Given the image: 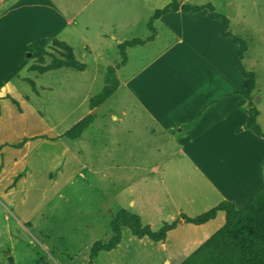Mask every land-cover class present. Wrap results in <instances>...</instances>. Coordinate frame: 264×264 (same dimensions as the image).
<instances>
[{
	"label": "crops",
	"instance_id": "0c3cea01",
	"mask_svg": "<svg viewBox=\"0 0 264 264\" xmlns=\"http://www.w3.org/2000/svg\"><path fill=\"white\" fill-rule=\"evenodd\" d=\"M180 1L191 4V0ZM168 2L86 0L62 16L63 31L62 27H52L41 34L43 40L65 41L76 58L79 53L93 64H101L105 72L107 66H116L120 85L99 104H108L107 109L101 116L93 111L92 119L101 117L106 126L103 176L126 177L114 193H109L111 201L105 206L108 227L120 208L138 214L143 224L158 230L164 221L171 222L180 213L195 216L222 200L240 208L262 189L251 170L255 158L262 164L264 143H259L256 151L246 142L249 135H242L247 128L248 100L208 59L217 58L219 51L206 47L212 35L207 27H201L195 13L169 11L154 19L153 39L127 46L126 62L117 67L122 59L117 44L151 36L148 19ZM51 10L58 14L53 6ZM196 13H201L202 19L210 17L207 9ZM213 28L215 36H227L220 28L210 27L211 31ZM194 66H199V71H191ZM119 131L123 136L128 132L129 139L141 147L144 144L142 150L129 152L135 162H122L126 155L116 157L118 162L108 161L115 154V144L125 139L117 136ZM123 143L122 150L128 152L127 139ZM207 145L216 151H202ZM212 161H216V168L211 169ZM89 168L96 172L92 165ZM224 222V210L202 224L181 221L167 232L164 241L137 237L122 226L121 240L109 252L132 255L125 264H177ZM101 251L106 250H100L92 264ZM104 258L103 264H107L112 257Z\"/></svg>",
	"mask_w": 264,
	"mask_h": 264
},
{
	"label": "rangeland",
	"instance_id": "374dc122",
	"mask_svg": "<svg viewBox=\"0 0 264 264\" xmlns=\"http://www.w3.org/2000/svg\"><path fill=\"white\" fill-rule=\"evenodd\" d=\"M85 1L0 0V264H86L92 243L106 242L111 235L105 206L111 201L109 193L126 177L103 176L104 120L95 118L79 139L62 135L82 117L95 110L101 116L107 109L108 104L89 109L90 98L106 83L105 69L79 53L77 59L87 64L83 71L61 67L39 73L29 68L61 56L53 39L45 41L41 34L52 27L63 31L62 16ZM208 2L229 19L230 33L215 36L210 27L221 30V20L193 14L212 35L206 47L219 51L217 58L208 59L241 89L245 78L235 63L240 44L234 37L245 42L241 63L254 73L251 99L264 131V0H191V4ZM34 41L48 53L41 61L36 58L38 49L30 45ZM190 70L199 71V66ZM245 134L250 137L246 142L259 151L264 138L247 128ZM117 136L125 139L115 144V154L108 161L115 163L116 157L126 155L122 162H132L136 158H130L129 152L142 150L144 144L131 141L128 132L123 136L119 131ZM126 139L128 152L122 150ZM202 151L216 149L207 145ZM254 162L251 173L263 189V167L258 158ZM212 165L216 168V161ZM211 174L216 178L215 172ZM106 256L112 257L107 264L132 260L128 253L101 251L96 264H103Z\"/></svg>",
	"mask_w": 264,
	"mask_h": 264
},
{
	"label": "trees",
	"instance_id": "16d2710c",
	"mask_svg": "<svg viewBox=\"0 0 264 264\" xmlns=\"http://www.w3.org/2000/svg\"><path fill=\"white\" fill-rule=\"evenodd\" d=\"M203 9L209 11L210 17L221 20V33L223 35H230L227 31L229 19L216 12L212 3L190 4L180 0H170L163 8L156 9L149 17L147 27L153 32L151 36L145 39L132 38L117 44L122 58L117 67L124 65L126 62L127 46L144 44L153 39L155 34L153 26L154 19L169 11L181 10L183 12L196 13ZM234 40L240 44V50L235 58V63L245 77L244 84L239 90V93L244 95L248 100L246 127L252 130L257 136L264 138V131L257 122L259 112L253 105L251 99V93L255 86L254 73L246 71L241 63V57L246 49V44L238 37H234ZM52 44L61 50V56L52 57V60L47 64L33 63L29 67L31 70L43 73L61 67H68L80 71L85 69L86 64L75 57L73 49L69 44L57 39H53ZM31 46L38 49L36 58L39 61L42 60L43 55L48 54L37 42H32ZM115 68L116 66L111 65L106 67V84L100 92L90 98V110H93L96 106L108 99L119 87L120 81L115 75ZM92 119L93 113L82 117L64 131L62 135L70 139L78 138L91 123ZM23 143L21 142L19 146ZM262 167L264 172V156L262 159ZM218 210H224L225 212L224 224L190 255L184 257L177 264H264V188L240 208H237L229 200H222L195 216L180 213L171 222L164 221L158 230H152L148 224H143L138 214L132 213L125 208H120L109 221V228L112 233L111 237L106 242L95 240L92 243L89 260L86 264H92L100 250L109 251L119 244L122 226L128 228L137 237L141 238L146 236L152 241H164L167 232L174 229L181 221L202 224L213 218Z\"/></svg>",
	"mask_w": 264,
	"mask_h": 264
}]
</instances>
